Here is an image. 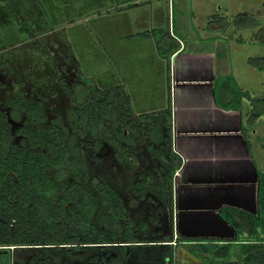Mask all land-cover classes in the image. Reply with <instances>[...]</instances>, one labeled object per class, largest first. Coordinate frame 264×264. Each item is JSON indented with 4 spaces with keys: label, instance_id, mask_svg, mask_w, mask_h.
<instances>
[{
    "label": "rangeland",
    "instance_id": "obj_1",
    "mask_svg": "<svg viewBox=\"0 0 264 264\" xmlns=\"http://www.w3.org/2000/svg\"><path fill=\"white\" fill-rule=\"evenodd\" d=\"M184 1V9L195 13L196 19L192 17L189 21L186 16L178 19L177 6L172 0L170 8L171 12L174 10L175 22L180 20L186 31L198 24L207 26L206 18L213 15L216 18L212 22L224 25L221 32L227 38L241 36L239 42L229 48L233 53L234 72H238L240 82L248 84L253 97L264 98V70H259L246 61L248 56H264V43L254 37L257 29L264 25V0ZM118 4L119 0H0V55L4 60L0 67V110L9 115L11 108L7 102L14 94L20 93L27 100L42 102L44 118L40 123L32 124V128L49 127L55 122V128L62 129L69 128L72 122H76L85 130L80 138L81 142L99 140V146L95 150L83 145L80 147L89 178L81 186L90 189L99 202L98 206H83L82 212L90 223L101 228L110 237L112 245H136L123 264H208L203 254H190L188 244L179 242L174 232L164 231L166 223L163 216L166 208L163 207L167 201L163 202L156 185L146 182V174L142 175L144 169H149L166 186L170 168L163 160L152 156L146 148L142 149L150 143L162 156L168 157L171 149L166 137L160 134L162 137L158 142L145 136L142 141L144 144L133 139L139 156V167L133 169L126 162L119 163L117 156L121 155L120 151L106 139L103 131L91 132L87 117L78 120L77 112L72 109L71 97L64 89V82L72 85L91 82L92 78L101 82L105 74L112 72L107 61L105 62L110 55V61L116 62L114 65L110 62L114 69L119 65V51L123 58L131 57L126 52V47H130L129 44L126 46V42L133 40L129 36H122L128 30H133L131 25H126L133 20L134 8ZM243 13L248 14L246 25L237 27L232 20L244 15ZM251 18L261 21L254 26ZM237 29L240 31H236ZM152 34L153 37L159 36L158 32ZM180 35L187 38L186 34ZM197 35L202 36V33ZM35 43L36 46L42 45L46 54L41 53L34 46ZM117 101L115 100L116 104ZM8 119L12 124V132L15 133L22 119L12 120L9 116ZM103 120L107 130L111 131L117 126L112 113L104 116ZM138 121L140 123L141 120L137 119ZM248 129L254 146L264 142V119L258 121L256 127ZM250 130H255V133L252 134ZM14 139L18 140L19 136L15 134ZM66 178L69 183L78 181L75 170ZM92 178L109 183L114 188L121 197L127 214L120 217L106 205L93 188ZM164 186L163 189L167 188ZM100 213L109 214L116 228H108L100 219ZM124 225L131 231L128 242H124L122 234ZM28 251L32 253L31 250ZM48 255L51 258L48 264H116L114 249L110 245L100 247L99 244H94L85 249L50 248ZM6 258L8 253L0 250V264H4ZM15 260L17 263L18 258ZM226 264L242 263L232 256Z\"/></svg>",
    "mask_w": 264,
    "mask_h": 264
},
{
    "label": "crops",
    "instance_id": "obj_2",
    "mask_svg": "<svg viewBox=\"0 0 264 264\" xmlns=\"http://www.w3.org/2000/svg\"><path fill=\"white\" fill-rule=\"evenodd\" d=\"M172 2L177 6L178 19L186 16L190 21L196 16L184 9V0ZM118 5L134 8L133 20L126 25H131L133 30L122 36L133 40L126 42L130 46L126 52L131 57L123 58L119 51V65L114 69L110 62L113 65L116 62L110 61V55L105 62L111 74H105L101 82L91 78L97 88H112L117 93V103L124 106L137 124L140 119L143 128L151 122L157 125L156 139L150 137L152 140L159 142L162 136L168 140L171 149L168 157L162 156L150 143L142 147L158 158L150 150L151 145L161 155L158 159L166 160L171 171L166 186L149 169L142 171L157 178L156 187L163 202L167 201L163 207L166 208L164 231L174 232L179 242L188 245L198 241L232 240L234 230L220 217L219 210L229 207L255 214L258 172L264 170V142L254 146L248 129L256 127L264 115L251 121V106L245 97L239 109L223 108L214 100L215 80L226 75H231L239 88L253 97L248 84L240 82L232 66L233 53L229 48L241 36L227 38L221 32L222 24L212 22H215L213 15L206 18L207 26L198 24L186 31L180 20L175 22L170 0H119ZM153 29H162L164 33L157 39L150 32ZM239 29L236 31L242 30ZM199 32L202 36L197 35ZM181 33L187 38H182ZM160 48L164 55H160ZM132 138L144 144L146 137L137 140L133 135ZM133 139L128 145L137 158L138 168L139 156ZM174 156L180 165L172 170ZM121 162L130 166L126 160ZM178 168L180 173L174 176ZM0 250L8 253L4 264H24L33 254L41 253L39 246H0ZM14 258H18L17 263Z\"/></svg>",
    "mask_w": 264,
    "mask_h": 264
},
{
    "label": "trees",
    "instance_id": "obj_3",
    "mask_svg": "<svg viewBox=\"0 0 264 264\" xmlns=\"http://www.w3.org/2000/svg\"><path fill=\"white\" fill-rule=\"evenodd\" d=\"M246 17V14L239 15L232 22L242 27L246 25ZM251 21L254 26L259 22L258 19ZM157 32L158 37L164 33L162 29L152 30L154 34ZM254 37L264 43V25L257 29ZM34 46L46 54L42 45L36 46L35 43ZM159 53L164 55L161 48ZM247 61L253 67L264 70V56L249 57ZM3 63L0 55V66ZM63 86L71 97L72 109L77 112L78 120L87 117L91 132L103 131L106 139L120 151L117 160H126L136 169L138 161L128 144L132 142L133 135L137 140L142 136L156 139L157 125L151 122L143 128V123L137 124L123 105L116 104L117 93L112 88L98 89L92 81L72 85L64 82ZM242 97L250 103L251 121L264 115V98L252 97L248 91L241 90L231 75L216 78L214 100L219 106L239 109ZM7 103L11 107L9 115L0 110V246H39L41 253L33 254L24 264H48L50 248L63 246L85 249L94 244L100 247L110 245L114 249V262L123 264L129 250L136 245H112L110 237L90 223L82 212L83 206H98L99 202L90 189L81 186L89 178L80 147L85 145L95 150L99 140L81 142L85 130L76 122L60 130L55 128V122L49 127L32 128V124H38L44 118L40 100H27L16 93ZM111 113L117 126L110 131L103 119ZM8 116L12 120L23 118L22 124L16 129V134L20 135L18 140L14 139ZM166 130L169 131V126ZM149 148L158 158H162L151 145ZM164 162L167 163L166 160ZM179 165V159L174 156L171 169ZM73 170L78 181L69 183L66 177ZM142 175H145V181L151 180L157 185V178L151 173L143 172ZM91 182L111 210L120 217L127 214L121 197L110 184L99 182L96 178H92ZM256 203L255 214L229 207L221 208L219 215L232 226L234 239L221 243H189V253L195 256L203 254L208 264H226L232 256L242 264H264V170L258 172ZM100 219L108 228H116L109 214L100 213ZM122 234L124 242H128L131 231L126 225Z\"/></svg>",
    "mask_w": 264,
    "mask_h": 264
},
{
    "label": "flooded vegetation",
    "instance_id": "obj_4",
    "mask_svg": "<svg viewBox=\"0 0 264 264\" xmlns=\"http://www.w3.org/2000/svg\"><path fill=\"white\" fill-rule=\"evenodd\" d=\"M0 67H1V66H0ZM14 95H15V94H14ZM14 95H13V96H14ZM10 98H11V97H10ZM24 99H25V98H24ZM35 101H36V100H35ZM41 103H42V102H41ZM10 108H11V107H10ZM42 108H43V107H42ZM5 113H6V112H5ZM21 119L23 120V118H21ZM8 120H9V119H8ZM9 121H10V120H9ZM10 123H11V122H10ZM21 124H22V122H21ZM21 124H20V125H21ZM20 125H19V126H20ZM19 126H18V127H19ZM16 129H17V128H16ZM11 130H12V124H11ZM58 130H60V129H58ZM12 133H13V132H12ZM13 134H14V136H15L16 131H15V133H13ZM16 135H18V134H16ZM18 136H19V138H20V135H18ZM83 146H85V145H83ZM83 158H84V157H83ZM84 160H85V159H84ZM85 163H86V162H85ZM108 184H109V183H108ZM111 187H112V186H111ZM112 188H113V187H112ZM113 189H114V188H113ZM114 191H115V190H114ZM115 192H116V191H115ZM116 193H117V192H116ZM121 200H122V199H121Z\"/></svg>",
    "mask_w": 264,
    "mask_h": 264
},
{
    "label": "built area",
    "instance_id": "obj_5",
    "mask_svg": "<svg viewBox=\"0 0 264 264\" xmlns=\"http://www.w3.org/2000/svg\"><path fill=\"white\" fill-rule=\"evenodd\" d=\"M180 173V168L176 169L173 173L174 176H178Z\"/></svg>",
    "mask_w": 264,
    "mask_h": 264
}]
</instances>
